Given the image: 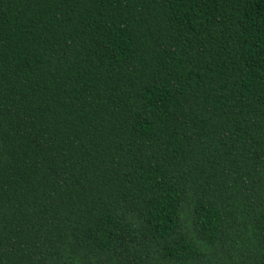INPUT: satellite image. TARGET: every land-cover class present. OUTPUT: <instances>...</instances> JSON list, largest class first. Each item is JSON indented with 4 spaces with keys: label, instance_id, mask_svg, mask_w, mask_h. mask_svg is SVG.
<instances>
[{
    "label": "trees",
    "instance_id": "16d2710c",
    "mask_svg": "<svg viewBox=\"0 0 264 264\" xmlns=\"http://www.w3.org/2000/svg\"><path fill=\"white\" fill-rule=\"evenodd\" d=\"M0 264H264V0H0Z\"/></svg>",
    "mask_w": 264,
    "mask_h": 264
}]
</instances>
